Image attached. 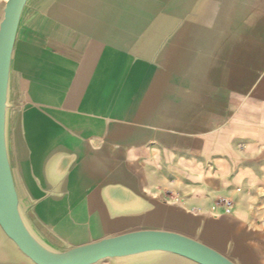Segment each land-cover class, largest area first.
Here are the masks:
<instances>
[{"label":"water","instance_id":"obj_1","mask_svg":"<svg viewBox=\"0 0 264 264\" xmlns=\"http://www.w3.org/2000/svg\"><path fill=\"white\" fill-rule=\"evenodd\" d=\"M61 1L0 5V264H260L252 232L151 196L89 149L112 136L191 0H130L87 79L51 103L28 91L38 31Z\"/></svg>","mask_w":264,"mask_h":264},{"label":"crops","instance_id":"obj_2","mask_svg":"<svg viewBox=\"0 0 264 264\" xmlns=\"http://www.w3.org/2000/svg\"><path fill=\"white\" fill-rule=\"evenodd\" d=\"M129 2L62 0L50 17V40L34 50L31 73L62 97L76 89ZM89 149L151 196L241 224L239 213L216 198L231 197L238 208L249 202L241 171L231 177L229 155L264 168V0H191L121 102L112 136L92 139Z\"/></svg>","mask_w":264,"mask_h":264},{"label":"rangeland","instance_id":"obj_3","mask_svg":"<svg viewBox=\"0 0 264 264\" xmlns=\"http://www.w3.org/2000/svg\"><path fill=\"white\" fill-rule=\"evenodd\" d=\"M5 1L0 0V5ZM92 50L87 52L84 59L85 62L90 61ZM36 54L37 52L35 56ZM229 158L230 163L232 162L234 165L230 170L231 177L241 171L242 181L240 186L242 191H245L248 196L249 202L246 207L238 208L236 202L231 197L220 196L216 198V204L218 206H224L229 211H237L239 213L243 222L234 226L235 231L240 232L244 227L250 229V232L254 235V238L250 242L251 246L258 256L260 264H264V168L256 169L251 164L245 165L244 162L247 160L245 155H241L238 159H233L232 155H229ZM240 163H242L241 167ZM212 167L214 168L215 166L212 165ZM238 168L240 169L237 170ZM225 199L231 200L232 205L228 206Z\"/></svg>","mask_w":264,"mask_h":264},{"label":"bare ground","instance_id":"obj_4","mask_svg":"<svg viewBox=\"0 0 264 264\" xmlns=\"http://www.w3.org/2000/svg\"><path fill=\"white\" fill-rule=\"evenodd\" d=\"M53 27H54V23L51 21V19H48L41 26V28L38 31L37 38L35 41L36 46H39L41 43H44L45 41L50 40L51 35L48 32H50L53 29ZM36 90H39L42 93V99L44 101L54 103L58 99H60V94L58 95L50 91L45 84L38 82L36 79H33L31 87L28 91V95H32Z\"/></svg>","mask_w":264,"mask_h":264},{"label":"built area","instance_id":"obj_5","mask_svg":"<svg viewBox=\"0 0 264 264\" xmlns=\"http://www.w3.org/2000/svg\"><path fill=\"white\" fill-rule=\"evenodd\" d=\"M225 200H226V203H227L228 206L232 205L231 200H229V199H225Z\"/></svg>","mask_w":264,"mask_h":264}]
</instances>
